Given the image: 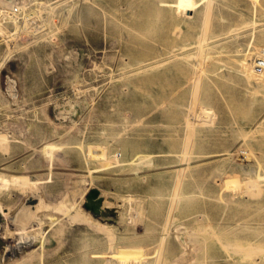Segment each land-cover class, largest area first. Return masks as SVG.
Wrapping results in <instances>:
<instances>
[{
    "label": "rangeland",
    "instance_id": "374dc122",
    "mask_svg": "<svg viewBox=\"0 0 264 264\" xmlns=\"http://www.w3.org/2000/svg\"><path fill=\"white\" fill-rule=\"evenodd\" d=\"M259 49L264 0H0V264H264Z\"/></svg>",
    "mask_w": 264,
    "mask_h": 264
},
{
    "label": "bare ground",
    "instance_id": "6f19581e",
    "mask_svg": "<svg viewBox=\"0 0 264 264\" xmlns=\"http://www.w3.org/2000/svg\"><path fill=\"white\" fill-rule=\"evenodd\" d=\"M28 16V15H27ZM208 16V15H207ZM206 24V23H205ZM25 25H26V23H25ZM207 26V25H206ZM26 28L28 29V31L30 32V30L33 28L32 27V24L31 25H29V26H26ZM38 29V28H37ZM33 32V31H32ZM31 32V33H32ZM37 33V32H36ZM30 34V33H29ZM33 34V33H32ZM204 34V33H203ZM35 35V34H34ZM33 36V35H32ZM203 40V42H204V39L205 38H202ZM206 41V40H205ZM200 45V44H199ZM206 46H204V48H205ZM201 50V49H200ZM199 50V51H200ZM205 50V49H204ZM202 52H204L203 51V49L201 50ZM200 51V54L202 53ZM263 51H264V49H263ZM259 52H261L260 51V49H259ZM204 54V53H203ZM257 60H256V64H257V62L260 60V59H263L264 60V52H261V53H257ZM201 57H202V54H201ZM210 58V57H209ZM201 60V59H200ZM202 62V61H201ZM243 66L247 69V71H248V73H249V76L251 77V78H253V79H256V80H258V81H261V82H263L264 83V68H263V70H257V67L256 68H252V69H250V66L248 65V63L247 62H245V61H243ZM198 67V66H197ZM202 68H200V70H201ZM198 77V76H197ZM201 78V77H200ZM197 104V103H196ZM192 106V105H191ZM192 108V107H191ZM8 139V135L6 134V133H2L1 131H0V142H2V143H5V141ZM4 146H6V147H8L6 144H4ZM4 146H2V148L4 147ZM0 147H1V143H0ZM58 148H60V145L59 144H47V145H45L44 147H43V151H44V153H47V154H49V153H54V151L56 150V149H58ZM4 149V148H3ZM8 149V148H7ZM6 149V150H7ZM11 175V174H10ZM23 177V174H20V175H15V176H13V177H11V178H9V177H7V175H4L3 173H0V187H4V186H6V185H8L9 184V182L11 181L12 183L14 182V184L15 183H18V180L19 179H21ZM242 183H243V186H247V188H249L250 190H252V191H256V190H258V188H259V183H258V179H255V178H252V177H244L243 178V181H242ZM19 184V183H18ZM12 185V184H11ZM240 187H242L241 185H240ZM242 189V188H241ZM244 189V188H243ZM66 195V194H65ZM69 195H71V194H69ZM72 196V195H71ZM70 196V197H71ZM69 196H67L66 198H65V196L63 197V198H65L63 201L64 202H67V204H68V206L70 207V209L73 207V200H72V198H68ZM88 205H89V207H91L92 209H96V210H99V209H102L104 206L102 205V202H103V195H102V192H100V190H97V189H95V188H92V190L90 191V193H89V196H88ZM45 205H47V206H49L50 204H46L45 203ZM36 207H37V209H36V211L35 210H33V209H31V212L28 214L30 217H29V219L27 220V221H30V220H35V219H38L39 217H38V211L44 206L43 205V203H42V201H40V203H39V205L37 206V205H35ZM25 207V206H24ZM91 208H89V209H91ZM19 211V210H18ZM24 211V209H23V207H22V210H21V212H23ZM86 212L90 215V217L93 219V220H96V221H99L97 218H95L91 213H90V211H88V210H86ZM11 213V212H10ZM24 213V212H23ZM8 214V212L6 211V209L4 208V206L0 203V219H1V217H5L6 215ZM18 214V213H17ZM21 215H22V213H20ZM43 214V213H42ZM3 215V216H2ZM136 215V214H135ZM46 216V215H45ZM15 217V216H14ZM18 217H19V215H17L16 217H15V219L17 220L18 219ZM43 217H44V214H43ZM24 218V217H23ZM48 218V217H47ZM7 219V218H6ZM5 220V219H4ZM24 220V219H23ZM8 221V220H7ZM25 221V220H24ZM12 222V221H11ZM37 223V222H36ZM13 224V223H12ZM28 224V223H27ZM103 225H108V226H110L109 224H111V223H102ZM7 226V225H6ZM42 226V225H41ZM177 229L179 230L178 231V235L177 236H179V232L180 231H182V230H184V229H186V227H185V225L183 224V223H181V224H178L177 226ZM33 228V227H32ZM39 228H40V226H39ZM102 228V227H101ZM29 229H30V227H29ZM107 229V228H106ZM108 230V229H107ZM110 231V230H109ZM203 231V230H202ZM28 232V231H27ZM111 232V231H110ZM8 233V232H7ZM16 233H18V231H16ZM40 233V232H39ZM4 234V233H3ZM19 234V233H18ZM38 234V233H37ZM6 235V234H5ZM41 235H42V231H41ZM7 236V235H6ZM214 236H216V235H214ZM110 237H112L111 235H110ZM5 238H7V237H5L4 236V239ZM217 238V237H216ZM218 239V238H217ZM26 241V240H25ZM181 242V241H180ZM30 243V242H29ZM111 243V242H110ZM3 245V244H2ZM8 245V244H7ZM110 245V244H109ZM112 245V244H111ZM161 245V244H160ZM9 246V245H8ZM14 246V245H13ZM42 246H43V244H42ZM112 247V246H111ZM239 247H241V245H239V246H236V248H239ZM248 247V246H247ZM250 247H254V246H250ZM258 248V247H257ZM6 249H7V247L6 246H1V242H0V257H2L3 255L2 254H4L3 252H5L6 251ZM21 249V248H20ZM9 250V249H8ZM19 250V249H18ZM262 250V249H261ZM112 251V250H111ZM132 251L133 250H129L128 251V254H130V253H132ZM113 252V251H112ZM6 253V252H5ZM13 254V253H12ZM111 254V253H110ZM110 254H109V256H110ZM6 256V255H5ZM112 256L113 257H115L116 258V256L114 255V253H112ZM111 258V257H110ZM3 259V258H2ZM1 259V260H2ZM117 259V258H116ZM118 261V260H117ZM114 262V261H113ZM132 263H134V262H128V261H126V260H123V261H121V262H118V264H132ZM106 264V263H105ZM116 264H117V262H116Z\"/></svg>",
    "mask_w": 264,
    "mask_h": 264
},
{
    "label": "built area",
    "instance_id": "2783aa9c",
    "mask_svg": "<svg viewBox=\"0 0 264 264\" xmlns=\"http://www.w3.org/2000/svg\"><path fill=\"white\" fill-rule=\"evenodd\" d=\"M17 10V9H16ZM264 68V60L263 59H260L258 62H257V70H263Z\"/></svg>",
    "mask_w": 264,
    "mask_h": 264
}]
</instances>
